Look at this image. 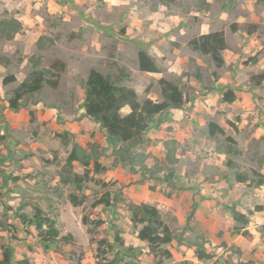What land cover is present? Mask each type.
Listing matches in <instances>:
<instances>
[{
	"label": "rangeland",
	"instance_id": "rangeland-1",
	"mask_svg": "<svg viewBox=\"0 0 264 264\" xmlns=\"http://www.w3.org/2000/svg\"><path fill=\"white\" fill-rule=\"evenodd\" d=\"M0 17L24 27L0 41V262L9 249L11 264H99V240L114 245L118 234L136 255L123 264H264V0H0ZM214 32L227 44L221 66L189 45ZM141 50L160 74L140 71ZM92 69L135 90L141 103L163 101L162 79L184 93L182 118H154L135 150L150 173L113 157L105 130L86 116ZM33 72L43 88L11 108ZM229 90L232 103L223 99ZM212 122L223 135H209ZM77 143L107 148L99 172L66 167ZM63 174L78 175L80 186L63 184ZM71 195L83 203L74 207ZM202 202L214 209L197 216ZM143 204L175 236L156 253L138 237L147 223L133 220ZM230 207L249 218L239 234ZM38 209L59 230L53 242L18 216ZM107 251L106 259L120 256L115 246Z\"/></svg>",
	"mask_w": 264,
	"mask_h": 264
},
{
	"label": "trees",
	"instance_id": "trees-1",
	"mask_svg": "<svg viewBox=\"0 0 264 264\" xmlns=\"http://www.w3.org/2000/svg\"><path fill=\"white\" fill-rule=\"evenodd\" d=\"M23 29L21 21L15 18L0 17V41L13 40ZM231 30H237L235 24L231 26ZM189 45L203 55H211L218 66L224 64L221 53L226 50L227 44L222 32L200 36L190 41ZM38 46L41 49L45 48L42 40L38 42ZM138 61L141 72L151 74L161 73L159 65L147 51L141 50L139 52ZM43 83V75L39 72H33L32 77L22 82L17 89L14 99L10 100V107L16 110L19 109L23 97L27 94L40 92L43 88ZM159 83L161 85L163 101L154 102L151 99H147L142 103L139 102L138 94L135 90L119 86L109 76L103 75L96 69L90 71L85 83L84 109L86 116L98 123L105 130L108 150L112 151V156L122 162L129 163L133 172L138 167L144 174L150 173L146 165L147 156L136 153L135 150L144 143L145 134L149 129L150 123H153V119L172 109L180 110L185 103L184 93L177 85L164 79L160 80ZM235 97L234 91L229 90L225 93L223 99L226 103H232L235 101ZM125 107H129L130 112L123 115L122 110ZM208 131L211 137L217 134H224V130L214 122L209 124ZM105 150L95 145H92L91 150H88L80 144H74L72 151L67 157L66 167L71 168L74 163H80L83 167L87 168L85 174L87 176L92 170L99 172L102 168L99 161L104 155ZM167 156L171 163L176 161L175 158H172L170 152ZM91 167L92 169L90 170L89 168ZM78 179V175L71 178L69 175L63 174L61 177L63 184L75 182L80 186ZM238 179L239 181H245L243 176H239ZM70 198L74 207H78L83 203V200L79 201L76 195H71ZM105 202L109 203L108 201ZM100 203H104V201ZM229 210L236 223L234 231L239 234L249 224V218L235 207H230ZM139 213L142 214V218L138 217ZM40 214L41 210L38 209L37 214L32 218L24 213H19L18 216L25 225L35 226L42 233L44 232V228H46L47 237L45 242H53L59 237V230L54 227L53 220L44 218ZM133 220L139 223H147L139 231L138 237L140 240L148 242L153 253H156L157 250L164 246L170 245L175 240L174 234L168 225L161 220L160 214L155 207L146 204L136 206ZM244 233L246 234V232ZM114 241L113 245L105 242V240H99L97 251L99 255H102V258L99 257V264H123L126 257L134 258L136 256L134 248L126 247L120 235L117 234ZM114 246L118 249L120 256L106 259L105 257L109 253L107 248L113 251ZM164 255L171 257V253L168 250L164 251ZM198 257L200 259L205 257L202 250H199ZM11 261V251L8 249L4 252L3 260L0 264H11Z\"/></svg>",
	"mask_w": 264,
	"mask_h": 264
},
{
	"label": "crops",
	"instance_id": "crops-1",
	"mask_svg": "<svg viewBox=\"0 0 264 264\" xmlns=\"http://www.w3.org/2000/svg\"><path fill=\"white\" fill-rule=\"evenodd\" d=\"M85 110V109H84ZM85 112V114H86V111H84ZM169 112H171V113H173V114H177V115H179V116H181V118H182V109H180V110H178V109H172V110H170ZM78 144V143H77ZM84 147V146H83ZM201 209L199 208V209H197V213H196V215L198 216L200 213H202L203 212V210L205 209V208H213L208 202H202L201 203ZM214 209V208H213Z\"/></svg>",
	"mask_w": 264,
	"mask_h": 264
}]
</instances>
